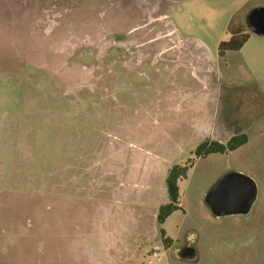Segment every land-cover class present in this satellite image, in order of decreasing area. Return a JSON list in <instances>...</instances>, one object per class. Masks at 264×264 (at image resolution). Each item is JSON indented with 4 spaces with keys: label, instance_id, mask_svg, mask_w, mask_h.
Listing matches in <instances>:
<instances>
[{
    "label": "rangeland",
    "instance_id": "1",
    "mask_svg": "<svg viewBox=\"0 0 264 264\" xmlns=\"http://www.w3.org/2000/svg\"><path fill=\"white\" fill-rule=\"evenodd\" d=\"M51 1L35 18L0 9V264H264V36L247 23L264 0H169L183 48L162 53L160 25L128 38L115 26L136 18L110 14L100 27L107 0L78 1L71 22ZM238 25L250 38L221 55ZM211 125L248 141L197 156ZM187 162L180 207L159 223L168 172ZM230 172L257 198L216 217L205 196Z\"/></svg>",
    "mask_w": 264,
    "mask_h": 264
},
{
    "label": "flooded vegetation",
    "instance_id": "2",
    "mask_svg": "<svg viewBox=\"0 0 264 264\" xmlns=\"http://www.w3.org/2000/svg\"><path fill=\"white\" fill-rule=\"evenodd\" d=\"M40 1L41 0H0V9H3L1 11H4L3 17L5 18V22H9L8 19L10 17L17 16V12H18L17 7L20 10L22 8L21 6H23V3H26L25 6L30 11V13L32 12L33 14H35L33 17L34 18L37 17L36 11L38 10V8H40V6H42ZM78 1L81 2L83 0H52L51 2H49L50 3L49 7H51L50 9L51 11L54 10L53 8H56L57 6L62 7V12L52 13L53 17L59 19V18H63L65 13L70 14L72 12V9H69V7L72 5L78 6ZM168 1L169 0H107L108 4L106 5L107 6L106 9L101 10L99 12V18L101 22L98 25L100 27H107L108 26L107 18L110 17V14L111 16L113 15L115 17H121V18H127V17L136 18V21L130 25L132 27H129L128 29L127 27H122V29H118V26H115L116 28L115 32L117 33V32L122 31L121 33L125 34L128 38H131L135 36V34H132V33H134L138 29L145 30L146 28L147 29L146 32H151V28H150L151 26L160 25L158 34L164 35L168 40L172 41V45L167 46L166 48L160 49V52L162 53L166 51L169 47H174V46L177 48H180V47L183 48V45L179 46L178 45L179 43L173 38L174 36L173 33L175 31L169 26L170 24L167 21L166 13L162 10V4ZM59 2H60V5H58ZM14 6H15V9L13 8ZM50 16H51L50 13H47V17H50ZM76 19L77 18L73 17L70 14L65 17L64 21L70 20L71 22V20L76 21ZM139 20H143L144 24H137L136 22ZM247 23L253 30V27L250 25L248 18H247ZM52 24H54L53 21L51 22L49 26L50 29L52 27ZM84 24L87 26L88 23H84ZM61 31L63 32L62 28L58 32L61 33ZM67 31L71 33L70 28H67ZM137 33H145V32L141 30L140 32H137ZM149 48L151 47H147L145 49H149ZM141 50H144V47ZM214 186L212 188H214ZM187 246L193 247L195 249L194 245H186L185 247ZM195 253H196V249H195Z\"/></svg>",
    "mask_w": 264,
    "mask_h": 264
},
{
    "label": "water",
    "instance_id": "3",
    "mask_svg": "<svg viewBox=\"0 0 264 264\" xmlns=\"http://www.w3.org/2000/svg\"><path fill=\"white\" fill-rule=\"evenodd\" d=\"M248 21L253 32L264 36V7H256L248 14ZM258 188L255 180L241 172H230L205 196V202L216 217L229 215H247L256 201ZM193 247H184L180 257L193 256Z\"/></svg>",
    "mask_w": 264,
    "mask_h": 264
},
{
    "label": "trees",
    "instance_id": "4",
    "mask_svg": "<svg viewBox=\"0 0 264 264\" xmlns=\"http://www.w3.org/2000/svg\"><path fill=\"white\" fill-rule=\"evenodd\" d=\"M249 34L244 33L242 30H236L227 41H222L219 45V53L224 55L229 50H239L248 41ZM248 136L244 132H239L232 136L226 143L219 142L217 140H206L200 143L196 148L197 156H207L212 153H225L228 151H234L240 146L246 144ZM192 166V163L177 164L170 168L166 185L169 195V202L159 207L157 220L159 223H164L165 220L177 209H179L180 187L179 181L187 177L188 170ZM163 242L165 246H171L172 239L166 236V232L163 228L160 230Z\"/></svg>",
    "mask_w": 264,
    "mask_h": 264
},
{
    "label": "crops",
    "instance_id": "5",
    "mask_svg": "<svg viewBox=\"0 0 264 264\" xmlns=\"http://www.w3.org/2000/svg\"><path fill=\"white\" fill-rule=\"evenodd\" d=\"M260 6H263V5H260ZM240 25V24H239ZM238 25V27H235V28H237V29H234V32L236 31V30H242L241 28H240V26ZM244 33H247V32H245V31H243ZM249 38H250V35H249ZM248 38V39H249ZM209 123H207V125H208ZM213 127H212V125H211V127L209 128V129H207V130H204L205 131V133L207 134V136H208V138H210L209 140H217V141H219V142H222V143H226L230 138H231V133H228L227 131H224V130H218V131H216L215 129L213 130L212 129ZM207 138V139H208ZM224 138V139H223ZM206 141V140H205Z\"/></svg>",
    "mask_w": 264,
    "mask_h": 264
}]
</instances>
